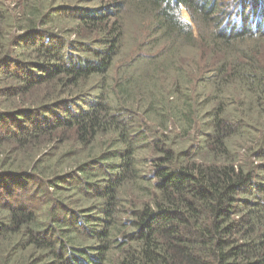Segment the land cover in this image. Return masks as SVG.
Returning <instances> with one entry per match:
<instances>
[{
  "label": "trees",
  "instance_id": "16d2710c",
  "mask_svg": "<svg viewBox=\"0 0 264 264\" xmlns=\"http://www.w3.org/2000/svg\"><path fill=\"white\" fill-rule=\"evenodd\" d=\"M0 264H264V0H0Z\"/></svg>",
  "mask_w": 264,
  "mask_h": 264
},
{
  "label": "rangeland",
  "instance_id": "374dc122",
  "mask_svg": "<svg viewBox=\"0 0 264 264\" xmlns=\"http://www.w3.org/2000/svg\"><path fill=\"white\" fill-rule=\"evenodd\" d=\"M130 5H131V10H128V8H127L126 10H122V12H121V14H122L121 19H122L123 25L125 26V34H124L125 46H124V49H125L126 54H127V57L122 58V59L123 60L127 59V62H125L124 65H128V66L123 67L125 69V71H123V74H125V76L129 72L130 73L136 72L137 68H139V65L143 64L142 62L140 63L138 61L133 63V64H128V63H129V59H131V57H133L134 55L137 54L136 50H138V48L140 47V45L138 44L137 41H139V43L146 41L148 30L150 29V25H151L150 19L143 18L142 17L143 15H141L140 13H138L135 10L136 4L130 2ZM234 19L237 21L238 16L235 15ZM80 52H83V51H80ZM83 53L87 54V52H85V51ZM131 53H133V54L131 55ZM180 53L182 55H184L186 58H188L187 63L189 65L191 62L196 61L198 56L201 58L202 53H206V51H203L200 53L198 51L196 45L184 43V44H181V46H180ZM130 55H131V57H130ZM205 57H206V54L203 55L202 59H205ZM123 60H119L118 63H116V66L120 65V62ZM188 60H190V61L188 62ZM162 61H164V60L162 59ZM201 62H203V61H201ZM133 75H135V73ZM148 81H150V79H148Z\"/></svg>",
  "mask_w": 264,
  "mask_h": 264
}]
</instances>
